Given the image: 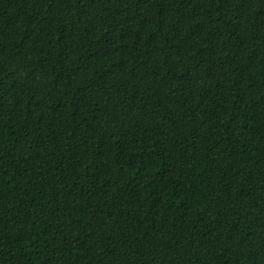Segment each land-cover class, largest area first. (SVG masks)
<instances>
[{"label":"trees","instance_id":"obj_1","mask_svg":"<svg viewBox=\"0 0 264 264\" xmlns=\"http://www.w3.org/2000/svg\"><path fill=\"white\" fill-rule=\"evenodd\" d=\"M0 264H264V0H0Z\"/></svg>","mask_w":264,"mask_h":264}]
</instances>
